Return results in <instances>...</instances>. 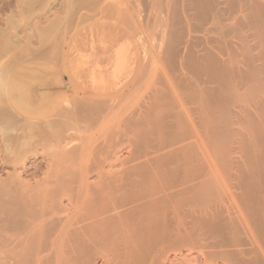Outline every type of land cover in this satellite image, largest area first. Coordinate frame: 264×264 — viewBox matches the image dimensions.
I'll return each instance as SVG.
<instances>
[{
    "label": "bare ground",
    "instance_id": "obj_1",
    "mask_svg": "<svg viewBox=\"0 0 264 264\" xmlns=\"http://www.w3.org/2000/svg\"><path fill=\"white\" fill-rule=\"evenodd\" d=\"M11 1H4L5 3L7 2L5 7L7 6L8 11L10 10L8 14H5L7 10H5L6 8L2 4L3 0L2 3L0 0L2 4H0V13L5 14V19H0V58L3 54L16 48L19 29L24 23L27 26L26 23L37 11L36 6L37 8L40 7L39 0H22L21 5L23 7L19 15L24 22H21L17 18V13L13 11L14 9H10L12 5L9 2ZM133 1L131 0V2ZM153 1L155 0H150V2L155 4L160 2L163 6L169 5V8L166 9L168 11L171 8L174 9L170 10L171 12L162 9L165 15L168 13L173 14L172 17L169 14V20L174 17L169 24L173 23L172 26L183 25L181 26L182 28L176 29L175 26L173 31L172 28L168 30V33L169 31H172V33L176 32L180 28L182 31H179L180 35L177 32V35L176 33H170V35H176L173 38V43L177 45V47L174 46L176 51L171 52L175 57L173 58L172 55L171 57L179 64L178 69H175L176 73L174 72V76H172L174 78L170 82L168 81V84L164 80V84H162L163 81L160 82L155 92L147 97L145 104L140 107L136 106L138 110H134L133 113L131 111L136 107L130 110L123 104L128 108V113L130 112L129 116H127L128 113L127 111L125 112L124 108L123 111L125 113L122 114L119 111V118L121 114L122 117L124 114L125 118L127 116L126 119L124 117L121 118L124 119V121L121 120L124 127L122 124L119 126L124 129V134L121 132V129L117 131L123 137L120 140L116 134L117 132L115 133L114 131L118 138L112 136L111 139L113 138L112 140L116 143L119 140L120 143L129 148V153L125 158H118V160L117 156L113 159V153L115 152L110 148H113L115 145H109L110 147H108L106 146L107 143L103 142V146V144H96V140L88 141L80 147L61 153L64 154L63 156L66 155L71 159L72 167L70 166L71 169H69L76 175V181H74L75 183H73L72 189L67 195L68 205L63 206L64 202L62 200L64 196L62 194H60L62 196L57 198V201L55 200V204L51 205L52 201H48L47 203V199L49 198L44 193L49 191V184L52 185L51 183H53V181H50L51 177L49 176L45 177L43 181L41 180L42 182H36V185L20 183L21 191L17 188L20 193H16L17 195H15V197H18L20 194V199L16 197L15 201H13L15 199L13 198L12 202L10 200L5 202V200L10 199V194L5 199V196L8 195L6 193L5 196L2 195L3 198L0 197V211H2L0 213V216H2L0 219V264H68L71 262L77 264H95L98 258L103 259L108 264H167L165 262L167 257L163 250H167L169 254L171 252L175 253L182 248L201 250L205 257L203 264H217L219 262L222 264H259V262L250 258L245 259L246 253L244 255V248L242 249L244 236L248 234L244 227H250L251 225L248 220L247 223L250 225H245L247 224L246 213L250 209L249 202L252 199L253 190L255 187L260 186L257 182L260 180L258 171L264 167V135H261L262 137L259 135V142L262 144L260 145L263 146L261 154L254 155L246 149L249 142L247 140L248 136L254 135L256 131L259 132L261 129H264L263 123H257L252 114L257 111V107H254L255 110L253 109L252 111L254 112L251 113L247 111L249 110L248 108L247 110H243L238 107L236 102L237 98L240 97L239 92L246 87L247 81L241 77L238 80L237 76L228 70L229 64L227 67L225 64L228 60L223 61V57L222 59L219 57L220 54L215 44L217 42L213 41V38H210L211 33H213L211 29L215 28L212 24L217 22H215L216 18L214 15L212 16L213 18L210 16V12L212 11L210 3L212 1L171 0V2L169 0L170 4H164L162 1L157 0V2ZM42 2L45 3V1ZM138 2L141 1L138 0ZM138 2L137 4L140 5ZM150 2L148 0V5H145V7L148 6V10L149 8L151 10L155 8L156 13L150 10L151 14L154 13L152 15L154 18L150 19L157 20L150 21L158 24L160 19L166 20L165 18L168 16L162 15L161 9L159 10L157 6L150 7ZM166 2L167 0H165ZM19 3H21V0ZM134 4L130 3L135 9L136 3ZM159 4L157 5L160 6ZM117 6L119 7V5ZM123 7L126 9L125 6ZM156 7L159 10V16L161 15L165 18L157 15ZM127 10H123L126 15L125 17H128L129 15L127 14L130 13ZM144 10L139 12L145 16ZM216 16L218 17V15ZM132 21L131 24L135 23V20ZM147 21L149 20L147 19ZM166 21L169 22L168 19ZM176 21L177 24L174 25ZM223 22L225 21L223 20ZM214 25L216 26V24ZM219 25L221 26V24ZM226 27L228 26L226 25ZM165 29L167 30L168 28ZM230 29H228L230 33H233ZM45 31H42L43 35ZM164 33H166L165 30ZM218 33L220 35V32ZM165 35L167 36L168 34ZM224 35L223 38L226 40ZM163 38L165 39V37ZM238 38L240 39L241 37ZM239 39L237 40L239 41ZM243 40L247 41V39ZM227 41L226 44H228ZM242 41L240 39V42ZM162 43V46H164L165 42ZM230 43L227 46H230ZM225 45L223 49L227 47ZM237 47L239 48V45ZM24 48L26 49H23V52H20L10 64L0 70V154L4 153L5 158L3 161H9L14 167L17 166L19 161L22 167H27L26 162L28 157L27 155H21V152L24 150L27 152L29 147L33 143H36L34 140L37 138V135L44 137L49 136L51 133L47 134L49 132L47 128L51 127L49 124H39L29 121H25L27 123L22 124L4 123L2 114L4 104L16 115L6 101L8 78L12 71L25 59L36 54L31 55V50L28 51V44ZM159 48L156 49L158 53H161L159 52ZM162 48L164 49L165 47H161V51L163 50ZM166 48L165 50H168V47ZM234 50L232 51L234 52ZM161 55L168 57L169 53L166 52L164 55L161 53L159 56L161 57ZM172 58L169 59L170 63ZM258 58L260 60L261 56ZM49 59L54 61L51 58ZM254 60L256 61V59ZM236 61L238 62V59ZM55 62H57V59H55ZM243 62L246 64V61ZM174 64L177 65L174 62L173 64L171 63L176 68ZM250 69L251 67L248 70ZM251 71L253 70H250L249 73ZM249 73H247V77H249ZM259 73H261L260 70ZM237 74L240 73L237 72ZM251 76L253 75L251 74ZM253 78L255 79V77ZM259 79L257 78L256 81L259 82ZM207 84L213 86L207 88ZM250 84L252 85V82ZM252 87H250L251 90L253 89ZM262 89L264 90V88ZM140 103L141 101L138 104ZM263 106L260 107V113ZM112 108L110 107V111H112ZM256 116L258 117L259 115ZM263 116L262 118H264ZM257 119L259 120L260 117ZM70 128V130L65 131L70 133L69 131H72L73 126ZM74 130L78 132L76 127H74ZM51 135L46 138L49 139ZM44 139L42 141L47 140ZM57 139V141L55 139V143L58 142V145H61L64 141V136H58ZM100 141L98 140V143ZM68 145V143L65 144L69 149L70 145ZM63 146L64 144L60 147ZM56 147H54L55 150ZM54 148L52 149L54 150ZM117 148L119 147L117 146ZM88 151H91L89 153L91 155L87 154ZM84 152H87V156L90 157H81V153L83 154ZM27 154L29 155V153ZM115 155L117 154L115 153ZM112 159L113 161L117 160L120 164L119 170L117 168H114L115 171L111 170L116 164L112 163ZM57 161L60 162L62 160L60 159L59 161L57 159ZM57 161L55 163H58ZM68 161L67 163H69ZM60 165L61 167L62 165L63 167L65 166L61 162ZM60 165L57 167V170ZM63 167L60 168L64 171L63 173L61 172L62 174L60 173L61 176L64 173L66 174L65 170L66 168L68 169L69 165L65 166L66 168ZM70 171L67 173L70 174ZM72 172L71 176H73ZM91 175L96 176L97 181L90 182L89 177ZM227 176L228 179L230 178L229 181ZM48 178L50 179L48 180ZM224 182L227 186V192L222 193V186L223 190H225ZM4 185L0 179V189H2L1 187L4 189ZM14 185L17 186L16 184ZM14 189L16 190V188ZM9 190L7 191L9 192ZM12 194H15V192ZM223 194L229 195L230 202L228 200L225 201L226 198H223ZM43 195L46 199L42 198ZM2 199H5L3 203ZM39 199H44L42 201L45 203L41 201H39L41 203L37 202ZM17 200L19 203H15ZM4 202L7 204L8 202L12 203L9 204V208H11L10 205L12 208H7L10 211H7L6 208L3 209L4 205H6ZM29 203H32L33 206ZM22 204L30 205L26 206L28 210ZM18 206L23 207V212H26L21 213L18 211ZM250 231L252 232V230ZM262 233L264 236V230ZM250 238L253 239V237ZM245 245L248 247L247 244ZM105 248H109L108 250L111 254H102L101 250ZM261 249L263 250V248ZM254 251L252 250V252Z\"/></svg>",
    "mask_w": 264,
    "mask_h": 264
},
{
    "label": "rangeland",
    "instance_id": "obj_2",
    "mask_svg": "<svg viewBox=\"0 0 264 264\" xmlns=\"http://www.w3.org/2000/svg\"><path fill=\"white\" fill-rule=\"evenodd\" d=\"M4 1L5 0H3V3H2V0H1V3L5 7L7 2L5 3ZM39 1H40V7L37 8V6H36L37 11L32 15L31 19L26 23L27 26L24 23V25L19 29L20 31H19V37L17 39L18 42H17L16 48H14L11 51L3 54V56L0 58V70L3 67L10 64L11 61L20 52H23V49H26V48H24V46L27 44L29 46L28 51L31 50V52H30L31 55H34L36 53L35 55H37V56L34 55L31 57H28L29 59L28 58L25 59L14 70L13 75L11 77V81L13 83H15V86L11 88V94L9 95L8 101L10 103L15 104V106H16L15 110L17 111L18 114L21 115V117L23 119L31 121L33 123L51 125L50 128H47L49 131V132H47V134H49L51 132L50 135L52 134L53 136L51 135V137L48 139V138H46L48 135L45 134L47 136H44L42 134L43 133L42 132L41 134L44 137L37 135L36 139L34 137V139L37 140V141L34 140V142H36V143H33L32 146L29 147V150L27 152H25V150L21 152V155H23V156L27 155V157H28L27 162H26L27 167H22L20 161L17 163V166L14 167L13 164L10 163L9 161H7V162H6V160L3 161V159L5 158L4 153L0 154V179H1V183L5 184L4 189H3V187H1L2 189H0V191L1 190L4 191L8 187L10 189V190L7 189V190H9V192L7 190H6L7 192L4 191V193H3V191H1L0 197H2V195L5 196V193H6L8 195L5 196V199H7V197L10 194V196H9L10 199H7V200L2 199V203L4 200H5V202H7L8 200H10L12 202L13 198H15L13 200V201H15L20 195L19 194L18 197L16 196L17 198L15 197V195H17L16 193H20L19 192V189L21 188L20 183H24V184H28V185L29 184L30 185L31 184L36 185V182L37 183H38V181L42 182L45 179V177L47 178L49 176V177H51V179L48 178V180L50 179V181H53V183L48 181L49 183L52 184V185L49 184V186H50L49 191L50 192L46 191V193H44V195L46 194V197L50 199V200L47 199V203H48V201H52V203H50V202L49 203L51 205L53 203L55 204V200L57 201V198L63 195L64 199L62 197V199H63L62 202H64L63 206H65V205H68V199H67L68 196L67 195H68V193H70L72 186H73V183H75L74 181H76L75 180L76 175L73 174L72 170L70 171V169H71L70 166L72 167L71 159H69V157L66 155L63 156L64 154H61V153L64 151L67 152V151H70L71 149L73 150L77 147H80L82 144H84L88 141L96 140V144L102 145L103 142H105V143H107L106 146H108V147L115 145L113 148H110L117 154V155H115V153H113L114 154L113 159H115V157H117V156H118L117 159L118 158L122 159L128 155L129 148L126 145H123L122 143H120L119 140L117 141V139L115 138V140L117 141V143H116L115 141L112 140L113 138L111 139V137L112 136H115V137L119 136V139L121 137H123L122 135L120 136L117 131L119 129H121V132H123V134H124V131H123L124 129L122 127H119V126L124 121V119H121V118H123V117L125 118V116H124L125 114L123 115V117H122V114L125 113L126 111L128 113V108L131 110L133 107H136V106L140 107L141 105H144L146 100H147V97H149L150 95H152L155 92V90L157 89L160 82H162L164 80L168 84L174 78V77L172 78V76H174L173 75L174 72L176 73V70L178 69L179 64L176 62V60H173V58L175 56L171 53L173 51H176L175 47H177V45L175 43H173V41H174L173 38L176 37L177 33H179L178 35L181 34L179 31H181L180 29L182 28L181 26H183V25L180 26L178 24L179 26L177 25L178 26L177 27L175 25V24H177V21H176V23H174V25L176 26V29L179 27H181V28L177 31L175 29V31L177 33L176 32L172 33L175 26H172L173 23L172 24H169V23L172 22V19L174 17L172 19H170L171 20L170 21L169 20V18H170L169 14H171V17L173 14L168 13L167 15H165L163 13L164 11L162 10V9H164V10L168 9L169 5L163 6L159 2L160 4L159 3H157V4H159L160 6H163V7H160L157 4L150 2V0H149L150 7L151 6H153V7L157 6L159 10L161 9L162 15L164 14L165 17L168 16L166 18L162 17L161 15L159 16V14H160L158 12L159 10L156 7V10L158 12L157 15L159 17L165 18L166 20L168 19V21H169V22H167L164 19H160L161 20V22H160V20L158 19L159 20L158 24L161 28L158 26V24L152 23L153 21H157L156 19L151 20L153 17L152 15L156 12H155V8H154V10L152 8V10H153L152 11L150 8L148 10V8H147L148 6L145 7V5H148V0H140L141 2H138V0H137V2L140 3V5L137 4V2H135L136 0L135 1L132 0L133 2H131V0L130 1H128V0H71V2H70V0H42V1H45V3L42 2L41 0H39ZM46 1H47V5H46ZM157 1H162L164 4H170L173 0L172 1L170 0L171 1L170 3H169V0H167L168 3L167 2L165 3V0H157ZM157 1L155 0L153 2H157ZM220 1L221 0H219V1L209 0V2H211L210 4H211V10H212L210 12V16L212 17L214 15V17L216 18L215 22L217 21L216 23H214V24H216V26L214 24H212L215 28L212 27L213 29H211V30L213 33H211L210 38H213V41L217 42L215 44L218 48V53L220 54L219 57H221V59L223 57V59H222L223 61L228 60L225 63L226 67L229 64L228 70L231 73L235 74V76H237L238 80H240L239 77H241L247 81L246 87L242 89L243 91L241 90L239 92V96H240L239 98L240 99L237 98L238 100H236L237 106L242 108L243 110H247V108H248L249 110H247V111H249L251 113L254 112L252 110L253 109L255 110V108L257 107V109H256L257 111L254 112L255 114L254 113H252V114H253L256 122L259 124L263 123L262 125L264 126V118H262V116L264 115L263 114L264 112L262 113V111L264 109V106H263L264 105V93H263L264 90L262 89V88H264V67H262V66H264V0H235L234 2H232L233 0H224V2L222 0L221 1V2H223L222 4ZM19 2H20V0H12L11 2H9V4L12 5L10 7V9H12V10L14 9L13 11H15L17 13V15H18L17 18H19V21L24 22L23 20H21L22 17L19 15V13L21 12V8L23 7L21 5L22 0H21V3H19ZM214 2H218V3H214ZM18 3L21 6H19ZM121 3L122 4L125 3V4L122 5ZM130 3L132 5H135L134 3H136V6L139 5L140 8L139 7L136 8V6H135V9L137 10L136 11L133 8L134 6L132 7V5H130ZM213 4H214V6H212ZM117 5H119V7ZM38 6H39V4H38ZM44 6H45V9H44ZM123 6H125L126 9H124ZM212 7L214 10L212 9ZM122 8L124 11L127 10V8H128L127 12L128 13L130 12V13L127 15H129V16L131 15L130 18H129V16L125 17L126 15H125V12L122 10ZM217 9H220V10H217ZM5 10H7L5 12V14L6 13L8 14V12H10V10L8 11L7 8ZM142 10H144L143 12H145L144 14H146L145 16L142 15L143 13H140ZM150 10L154 13L151 14L152 12ZM170 10L172 11L174 9L171 8V9H169V11L168 10H166V11L171 12ZM147 11H149V12H147ZM216 11L218 12V14ZM135 12L137 14L139 13L140 15L139 14L137 15ZM5 14L0 13V19L1 18L5 19ZM148 15H150L151 17L150 16L148 17ZM216 15H218L219 19ZM142 16H143V18H142ZM220 16H221V18H220ZM155 17H157V16H155ZM159 17H157V18H159ZM222 17H223V19H222ZM140 18L143 21L144 20L145 21L143 22ZM128 19H129L130 23L128 22ZM131 19L135 20L134 21L135 23L131 24V21H132ZM147 19L149 21L151 20L152 22L150 21L151 22L150 23L149 21H147ZM163 20L165 23L164 22L162 23ZM223 20L225 22H223ZM147 22H149V23H147ZM166 22L169 24V26ZM134 24H136V25H134ZM147 24H148V26H147ZM163 24H164V26H163ZM219 24H221V26ZM229 24H230V27H229ZM233 24H235V25H233ZM170 25H171V27H170ZM226 25L228 27H226ZM102 26H107V27L112 28L114 30L121 31L126 36H124L123 34H121V36H119L120 32H118V31H116L115 34H113L114 45H113L109 55L107 56V62L105 65H98L97 67L95 66L92 69V72L90 74V80L94 83V85L95 84L101 85V86H103L104 90H106L105 87L107 86V84H108L107 82H109V81H111L115 85L114 87H116L118 89L119 84L123 78H126L127 76H130V75L131 76L133 75V78L124 87H122V89H120L114 93L98 95V94L89 93L88 91L82 89L80 86L76 85L74 83V81L70 80L69 72H68V54H69V51L71 49L73 41L81 34V32H83L85 29H89V28L98 29L101 27V29H104ZM165 28H168V29L166 30ZM170 28H172V31H169V33H168V30H171ZM42 29L44 31L45 30L46 31L48 30V31L47 32L45 31V34L43 35ZM214 29H215V31H214ZM223 29H225V30H223ZM228 29H230L233 33H230V31ZM164 30L166 33H164ZM225 31L227 34L225 33ZM218 32H220V35ZM223 32L225 33V35ZM117 33H119V34H117ZM170 33L171 34L176 33V35L175 36L170 35ZM165 34H168V35L166 36ZM230 34H232V35H230ZM42 35H43V37H45V39H43ZM223 35H224L226 40H224ZM163 37H165V39ZM171 37H172V39H171ZM230 37H233V38H231L232 40L230 39ZM238 37H241L240 38L241 41L243 39H247V41L243 40L244 42L243 41L240 42V39ZM220 39L225 43H223ZM234 39H235V41H234ZM237 39H239V41ZM163 40H166V41H163ZM226 41L228 42V44H226ZM233 41H234V43H233ZM162 42H165V43L167 42L168 44L164 43V46H162L163 45ZM230 42H232V43H230ZM235 42H237V44L239 45V48L237 47L238 45L235 44ZM160 43H161V46H160ZM171 43H173V45H171ZM229 43H230L231 47L227 46V45H229ZM158 44H159L160 48L165 47L164 49L162 48L164 50V51L162 50L163 52L159 48ZM223 44L224 45L226 44L225 46H227L224 48L225 50L223 49V47H224ZM232 44H234V45H232ZM133 45L135 47L136 52L134 54H131V47H133ZM242 45H243V48H242ZM233 46H234L235 50H234ZM245 46H247V47H245ZM248 46H250V47H248ZM166 47H168V50H165V49H167ZM156 48L157 49L159 48V52L163 53V55L166 54V52H167V53H169L170 56L167 55L168 57H166V56L161 55V57H160L159 55L161 53H158V50ZM220 48H222V49H220ZM227 48H228V50H227ZM232 50H234V52H237V53H234ZM245 50H247L248 52ZM28 51H26V52H28ZM51 51H53L54 53ZM168 51H170V52H168ZM221 51H222V53H221ZM230 51H231V53L233 52L232 53L233 55L231 53H229ZM152 52L154 55L152 54ZM52 53H53V55H51ZM225 53H226V55H225ZM227 53L230 55H228ZM238 53H240V54H238ZM221 54H222V56H221ZM171 55L173 58L171 57ZM243 56H245V57H243ZM246 56H248V57H246ZM253 56H255V57H253ZM260 56H261V58H260L261 61L258 58ZM133 57H134V59H133ZM169 57L172 58V60H171L172 64H173V62L177 64V65L174 64V66H176V68L171 65V63L169 61V59H170ZM226 57H228L229 59ZM46 58H48V59H46ZM49 58H51L54 61H51ZM235 58H236V60L238 59V62L235 60ZM253 58L256 59V61ZM55 59H57V62H55ZM248 60H249V62H248ZM257 60H259V61H257ZM81 61H85V58L81 57L79 64L81 63ZM243 61H246L247 65ZM229 62L232 64H230ZM132 63H133V66H132ZM71 65H73V67H72L73 71L78 69V68H75L76 66L79 67L78 65L74 64L73 61H71ZM254 65H255V67H254ZM257 65H258V67H257L258 69L256 68ZM249 67H251L250 70H253L254 72L251 71V73H249L250 72V70H248ZM106 68H109V74H108L109 78L105 77L104 74L102 73L103 69H106ZM243 68H245V69L247 68V69L245 70ZM173 70H175V71H173ZM238 70L239 71L241 70V71L239 72ZM247 70H248V72H247ZM259 70L261 73H259ZM237 72L240 74H237ZM247 73H249V77H247L248 76ZM251 74L253 76H251ZM73 75H74V73H73ZM240 75H242V76H240ZM253 77H255V79ZM250 78L252 81L250 80ZM257 78L258 79L260 78L259 82L256 81ZM164 81L162 82V84H164ZM251 82H252V85L250 84ZM253 82L255 85L253 84ZM247 83H248V85H247ZM212 86L213 85L207 84V88L212 87ZM250 87H252L253 89L251 90ZM257 87H260L261 89L260 88L257 89ZM107 88H109V87H107ZM252 94H254V95L252 96ZM20 99L25 101L26 103L31 102V103H34V105L36 104V105L44 106L45 107L44 108L45 113L36 115L32 111H28V110H21L20 111L19 110V108H21V106L19 105ZM66 101H67V103H65ZM140 101H141V103L138 104ZM238 103H239V105H238ZM123 104H125L128 108ZM128 104H129V106H128ZM130 106H132V107H130ZM262 106H263V108H261L262 111L260 113L259 110H260V107H262ZM110 107H113L112 111H110ZM123 108L125 109V112L123 111L124 110ZM115 109L116 110L118 109V110L116 111ZM134 110H138V107H136L135 109L133 108L131 113H133ZM59 111H61V112L57 116L54 117L53 115L58 113ZM119 111L122 113L120 118L118 117V115L120 114ZM256 112H257V114H256ZM2 114L4 117V123H6V124H8V123H14V124L27 123V122H25V120L14 115L10 111V109L7 107L6 104H4V106H3ZM129 114H130V112L128 113L127 116H129ZM256 115H259L258 116V117H260L259 120L257 119L258 117ZM127 116H126V118H127ZM48 118H50V120H48ZM121 120H123V121H121ZM72 126H73L72 131H69L70 133H67L68 131L66 132L65 130H70L71 129L70 127H72ZM122 126H123V124H122ZM74 127H76V130H78V132H75ZM77 128L80 129V132H79V129H77ZM101 128H103L102 129L103 131L101 130ZM43 130L45 131V129H43ZM43 130H41V131H43ZM114 131H115V133L117 132L116 133L117 136L115 135ZM71 132H73V133H71ZM37 133H39V132H37ZM44 133H46V132H44ZM113 133H114V135H113ZM68 134H69V136H68ZM101 134L104 136H102ZM107 135H109L110 137ZM259 135L260 136L264 135V129H261V131H259V132L256 131L254 133V135L248 136L247 140L249 142H248V148H246V149L251 154L259 155L262 153L261 150H262L263 146H261L262 144H261V142H259L260 141ZM58 136H64V141L61 144V145L64 144L63 147H60L61 145L60 144L58 145V142L55 143V139L57 141ZM44 138L47 140H45ZM105 138H106V140H105ZM43 139L45 141H42ZM98 140L99 141L101 140V141L98 143ZM107 140H108V142H107ZM52 143H53V145H52ZM67 143L70 145L69 149L65 146V144H67ZM113 143H115V144H113ZM55 144H57V145H55ZM116 145L119 148H121V147H123V148L119 149V148H117ZM53 146L54 147L57 146L56 147L57 152H55L56 150ZM103 146H104V144H103ZM64 147H66V148H64ZM124 147H125V149H124ZM52 148H54V150ZM60 148H62V149H60ZM27 153H29V155ZM86 153L87 152L83 153L86 156H84L82 153L80 156L84 157V158H86V157L89 158L90 156H87V154L91 155V154H89V153H91V151H88L87 154ZM80 156L78 155V157H80ZM67 157H68V159H67ZM59 158L62 161L65 160L66 163L65 162L62 163V161H60ZM57 159L61 162V164H64L66 167L69 165L68 169L65 166L63 167V165H62V167L66 168V170H69L70 174L67 173L69 171L65 170L67 175L65 173H64L65 175L64 174L62 176L60 175V173L61 172L63 173L64 171H62V169H60L62 167L60 165V162L57 161ZM113 159H112V163L117 164L118 163L117 160L113 161ZM66 160L67 161L70 160L71 162L68 161L69 163H67ZM56 161L59 164L55 163ZM55 164H58V165H55ZM116 164L113 167V169H111L112 171H115L114 168H117V170H119L120 164L119 163L117 165ZM59 165H60V167L57 170V167ZM49 169H51V170H49ZM108 170H109V168H108ZM71 172H72L73 176H71ZM258 172H259L258 174L260 176V180L257 182H258V185H260V186L255 187V189L253 190L252 199L249 202L250 209H248V211H247L248 214L246 213V215H247L246 216L247 217L246 223L249 221V223H251V225L249 223H247L245 225H248V226L250 225V227H246L244 225L245 231H247L248 234H247V236H244L242 249L244 248L243 249L244 255L246 253V255L244 256V258L246 257L245 259L250 258L254 261L259 262V264L260 263L264 264V254H263L264 253V244H263L264 243V238H263L264 236L262 233V231L264 230V167L260 168V170ZM51 174H53V175H51ZM227 179H228V176H227ZM229 179H228V181H229ZM71 180H72V184H71ZM89 180H90V182H95V181H97V177L96 176L94 177V175L93 176L91 175L89 177ZM261 180H262V182H261ZM16 181H17V183H16ZM223 181H225V180H223ZM225 182H224L225 190H223L224 188L222 186V191H223L222 193H225V191L227 192V190H226L227 186L225 185L226 184ZM260 183H262V184H260ZM14 184H16L17 186H15ZM221 185H223V184H221ZM14 188H16V190ZM17 188H19V189H17ZM20 191H21V189H20ZM260 191H261V193H260ZM13 192H15V194H12ZM62 192L66 195H64ZM60 194H62V195H60ZM44 195L42 198L46 199L44 197ZM11 197H12V199H11ZM223 198L224 199L226 198L225 201L228 200L230 202L229 195L227 196V194L226 195L223 194ZM19 199H20V197H19ZM44 199H42V200H44ZM0 200H1V198H0ZM42 200L39 199L37 202H39V201L43 202ZM252 200H253V202H252ZM5 202H4V204H6V205H4L3 209L6 208V210L8 211L9 209L12 208L11 205H10L11 208H9V204H12V203L8 202V204H7ZM17 202H18V200L15 203H17ZM34 202H36V201H34ZM41 202H39V203H41ZM32 203H29V204L31 206H33ZM43 203H45V202H43ZM33 204H35V203H33ZM30 205H28V206H30ZM26 206L27 205L24 206L25 209L28 207V206L27 207ZM15 207H17V206H15ZM19 207L20 206H18V209H19L18 211H20L22 213L24 208L23 207L19 208ZM7 208H9V209H7ZM26 210H28V209H26ZM3 211H5V210H3ZM1 212L2 211H0V213ZM24 212H26V211H24ZM1 217L2 216H0V219H1ZM251 226H253V227H251ZM250 230H252V232ZM249 233H251V234H249ZM248 236H249V238H248ZM250 237H253V239ZM249 239H251V240H249ZM253 240L256 241V244H255V241H253ZM245 244H247L248 247H246ZM258 245H260V246H258ZM247 248H249V249H247ZM261 248H263V250ZM108 249L109 248H107V249L105 248V249L101 250V253L102 254L110 253ZM252 250L253 251L255 250V251L252 252ZM250 251H251V253H250ZM256 251H258V252H256ZM163 252H165V254H166L167 259L165 262L167 264H203V261L205 258L203 252L199 249H196V248H194V249H190V248H184L183 249L182 248V249H179L175 253L171 252L169 254L167 253L168 252L167 250H163ZM254 257H256L257 259ZM68 264H77V263L71 262ZM95 264H108V263H106L103 259L98 258V260L96 261ZM116 264H139V263H116ZM217 264H222V263L219 262Z\"/></svg>",
    "mask_w": 264,
    "mask_h": 264
},
{
    "label": "crops",
    "instance_id": "obj_3",
    "mask_svg": "<svg viewBox=\"0 0 264 264\" xmlns=\"http://www.w3.org/2000/svg\"><path fill=\"white\" fill-rule=\"evenodd\" d=\"M104 29L98 28V29H85L81 34L73 41L71 49L68 54V72H69V78L71 81H74V83L78 86H80L82 89L88 91L92 94H109L114 93L122 87H124L132 78L133 75L127 76L126 78H123L122 81L119 84V88L117 89L114 87L115 85L109 81L107 82V86L105 87L106 90H104L103 86L95 84L90 80V74L92 72V69L98 65H105L107 62V56L109 55L114 43H113V32H116L118 30H114L112 28H109L107 26H102ZM120 34L124 33L121 31ZM135 47H131V54H134ZM82 58H85V61H81L79 64V61ZM134 59V57H133ZM71 61L74 62V64L78 65L79 67L76 70H72L73 65H71ZM133 66V63H132ZM18 67V66H17ZM16 67V68H17ZM15 68V69H16ZM14 69V70H15ZM10 74L7 85H6V101L11 110L17 115V117L23 119L20 114L17 113L16 106L14 103H10L8 101L9 95L11 94V88L15 86V83L11 81V77L13 75V72ZM74 73V75H73ZM102 73L105 77L109 78V68L103 69ZM11 81V82H10ZM109 87V88H107ZM67 103V101L65 102ZM19 105L21 108L19 110H28L32 111L34 114H42L44 112V106L40 105H34V103L28 102L26 103L23 100H19ZM61 111L54 114L53 116H57ZM25 120V119H23ZM50 120V118H48ZM28 121V120H25ZM31 122V121H29Z\"/></svg>",
    "mask_w": 264,
    "mask_h": 264
}]
</instances>
